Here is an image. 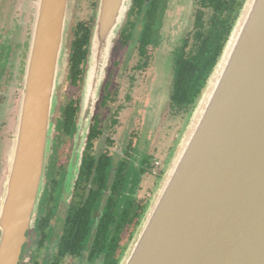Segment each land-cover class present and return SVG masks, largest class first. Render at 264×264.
<instances>
[{"label":"water","instance_id":"1","mask_svg":"<svg viewBox=\"0 0 264 264\" xmlns=\"http://www.w3.org/2000/svg\"><path fill=\"white\" fill-rule=\"evenodd\" d=\"M129 2H100L95 62L84 79L66 193L81 165L100 64ZM69 3L37 0L15 150L0 201V264H19L45 200V160ZM118 264H264V0H242Z\"/></svg>","mask_w":264,"mask_h":264},{"label":"flooded vegetation","instance_id":"2","mask_svg":"<svg viewBox=\"0 0 264 264\" xmlns=\"http://www.w3.org/2000/svg\"><path fill=\"white\" fill-rule=\"evenodd\" d=\"M100 2L68 4L72 22L62 59L67 51L64 83L68 80L75 89V98L65 105L58 100L59 116L51 118L45 200L19 264H117L147 205L145 195L162 175L175 126L161 135L157 152L155 139L167 118L179 120V126L185 121L202 84L206 55L212 51L203 63L202 53L209 44L223 43L225 24L235 17L242 0H130L109 57L107 53L100 64L99 97L77 178L72 192L66 193L64 156L75 132L81 86L95 62ZM36 7L37 0H0V188L15 150ZM171 9L179 22L172 33L179 35L172 45L168 40L171 47L165 51V26L169 16L174 18ZM184 14L187 22L181 27ZM120 94L124 95L118 103ZM69 106L75 109V118L67 135L63 120Z\"/></svg>","mask_w":264,"mask_h":264},{"label":"rangeland","instance_id":"3","mask_svg":"<svg viewBox=\"0 0 264 264\" xmlns=\"http://www.w3.org/2000/svg\"><path fill=\"white\" fill-rule=\"evenodd\" d=\"M172 5L173 6H176L175 4H174V2L172 3ZM176 7H178L179 8V4L177 3V6ZM185 7V5H182V13H184V11L186 10V8L188 7L189 8V12H190V1L188 2V4L186 5V8H184ZM177 8V9H178ZM181 12V11H180ZM188 12V13H189ZM170 13L172 14V15H174V18H172V17H170L169 16V22H168V24L165 26V30H164V40H163V45L162 46H164V50L165 51H168L169 49H170V47H171V45H172V43H171V41H174V39L176 38V36L178 37V35H179V33L178 32H176V35L175 34H173L172 33V29L174 28V26H175V23L177 24V26H179V22H177L176 21V11L174 12V10L173 9H171L170 10ZM190 16V15H189ZM72 18V17H71ZM71 18H70V20H69V25H68V29H69V27H70V24H71V22H72V20H71ZM187 22V15L186 14H184V17H183V19H182V22H181V27H183L184 26V24ZM176 26V27H177ZM175 27V28H176ZM180 27V28H181ZM179 28V29H180ZM67 29V30H68ZM177 31H178V29H177ZM173 36H175V37H173ZM170 39V43H171V45H169V46H167V42H168V40ZM110 51V50H109ZM67 51H65V55L63 56V61H62V69H61V74H60V78H59V84H58V87H57V91H56V104H55V109H54V112L56 113V110L58 111L57 112V114L55 115V113H53L54 114V116L56 117V116H59V105H58V100L60 101V105H65V104H67V102L71 99V100H73V98H75V89L73 88V87H71L70 86V84H69V81L67 80V81H65V83H64V80H65V70H66V65H67ZM108 57H109V52H108ZM86 77V76H85ZM98 80V78L96 79V81ZM101 83H102V80H101V82H100V84H99V86H98V89H97V96H96V100H95V104H96V101H97V99H98V97H99V89H100V86H101ZM98 84V83H97ZM63 86V87H62ZM84 86H85V80H84V82H83V84H82V86H81V91H80V96H79V106H80V101H81V97H82V93H83V90H84ZM62 87V92H61V95H60V99L58 98V89H60ZM123 92H125L124 91V89H123ZM124 94H120L119 95V97H118V100H117V102L118 103H120L121 101H122V96H123ZM95 104H94V107H93V111H92V116H93V113H94V108H95ZM106 114V111H104V115ZM54 116L52 115V119L54 118ZM92 116H91V118H92ZM186 119H187V117H186ZM186 119H185V121L183 122V124H181L180 126H179V120H176V121H172V120H170V119H166V122H165V124H164V126L162 127V131L157 135V137H156V139H155V142H154V144H153V147H155V151H156V148L157 147H159V149H161L162 147H161V143H160V145H159V142L161 141V135L163 134V133H165V131L167 130V129H170L171 127H173V126H175V132L174 133H172V134H170L169 135V137H170V139H171V141H173V144H172V146L170 147V148H168L167 147V149H168V152H169V155H168V157H167V159H166V162H165V165H166V163L168 162V160H169V157H170V154H171V152H172V149H173V147L175 146V143H176V141L178 140V138H179V135H180V132L182 131V129H183V127H184V125H185V123H186ZM90 123H91V120H90ZM16 124H17V119H16ZM170 139H169V141H170ZM73 142V141H72ZM157 144H158V146H157ZM68 147V149H67V152H66V154H65V156H64V162H65V164H68V159H69V157H70V154H71V150H72V143H71V145H70V143H69V146H67ZM158 149V150H159ZM166 149V150H167ZM150 152H152L153 150H149ZM157 152V151H156ZM164 165V166H165ZM163 173V172H162ZM162 176V175H161ZM161 178V177H160ZM159 178V179H160ZM159 179L157 180V182H156V184H155V186H154V183H153V185L151 186V188H150V191L145 195V196H147L146 197V199H147V204H148V202H149V200L151 199V197L153 196V193H154V191H155V188H156V186H157V184H158V182H159ZM154 186V187H153ZM3 185H1V193H0V201H1V198H2V195H3ZM134 232V231H133ZM133 232H132V234H133ZM132 237V236H131ZM130 240H131V238H130ZM129 240V241H130ZM129 243V242H128ZM128 245V244H127ZM127 245H126V247H127Z\"/></svg>","mask_w":264,"mask_h":264},{"label":"trees","instance_id":"4","mask_svg":"<svg viewBox=\"0 0 264 264\" xmlns=\"http://www.w3.org/2000/svg\"><path fill=\"white\" fill-rule=\"evenodd\" d=\"M241 5H242V2L240 4V7H241ZM240 7H239V9H240ZM239 9H238V11H239ZM237 14H238V12H237ZM237 14L235 15L234 18L231 19V21L228 24H225L223 43L219 44L221 42H216V43H213V44H209V45H207L208 49L206 50V52L202 53V56L200 58L201 63H203L204 57H205V55L207 53H209V50L212 51L211 54L206 55L207 67L204 70V72H202V84H201L199 90L197 91L194 99L192 100L190 111L192 110V108H193L198 96L200 95L203 87L205 86V84L207 82V79H208L213 67L216 64L217 59H218V57L220 56V54H221V52L223 50L224 44H225V42L227 40V37H228V35L230 33L232 24H233V22H234V20H235V18L237 16ZM190 111H189V113H190ZM189 113H188V115H189ZM74 118H75V109H73L71 106L67 107V109L65 110V117H64V120H63V130H64L65 134H67V135L70 134V132H71V130L73 128ZM143 213H144V211H143ZM142 214H141V216H142ZM141 216H140V218H141ZM140 218H139V221H140ZM139 221H138L137 225L139 224ZM137 225H136V227H137ZM117 264H118V262H117Z\"/></svg>","mask_w":264,"mask_h":264},{"label":"bare ground","instance_id":"5","mask_svg":"<svg viewBox=\"0 0 264 264\" xmlns=\"http://www.w3.org/2000/svg\"><path fill=\"white\" fill-rule=\"evenodd\" d=\"M96 42H98L97 39H96ZM96 45H97V44H96Z\"/></svg>","mask_w":264,"mask_h":264}]
</instances>
